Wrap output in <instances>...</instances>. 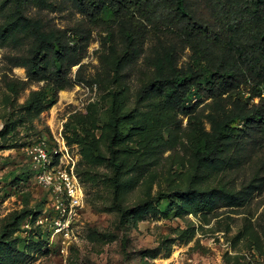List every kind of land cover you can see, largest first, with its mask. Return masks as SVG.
Listing matches in <instances>:
<instances>
[{"label": "rangeland", "instance_id": "374dc122", "mask_svg": "<svg viewBox=\"0 0 264 264\" xmlns=\"http://www.w3.org/2000/svg\"><path fill=\"white\" fill-rule=\"evenodd\" d=\"M5 1L2 11L14 3ZM58 6L25 12L59 27L80 16ZM96 38L89 78L102 70ZM9 52L0 47V264H264V171L213 172L203 157L214 140L208 123L163 105L142 60L119 50L107 83L76 84L40 108L53 86L28 80ZM40 140L65 145L76 162L83 204L68 234L56 230L53 194L27 155ZM222 188L244 203L231 206Z\"/></svg>", "mask_w": 264, "mask_h": 264}, {"label": "trees", "instance_id": "16d2710c", "mask_svg": "<svg viewBox=\"0 0 264 264\" xmlns=\"http://www.w3.org/2000/svg\"><path fill=\"white\" fill-rule=\"evenodd\" d=\"M28 4L80 16L59 27L39 11L26 13ZM4 5L0 47L10 48L7 62L24 68L28 80L53 86L48 105L37 107L53 105L59 91L76 84L107 83L112 56L125 50L156 76L151 87L163 105L208 123L214 140L203 157L213 172L264 171V0H14L2 11ZM95 35L102 70L89 78L84 60ZM187 50L190 61L181 63ZM221 190L231 206L244 203Z\"/></svg>", "mask_w": 264, "mask_h": 264}, {"label": "built area", "instance_id": "2783aa9c", "mask_svg": "<svg viewBox=\"0 0 264 264\" xmlns=\"http://www.w3.org/2000/svg\"><path fill=\"white\" fill-rule=\"evenodd\" d=\"M63 147L65 149L60 146L55 149L45 140H40L28 147L27 155L38 183L53 194L56 230L68 234L72 216L78 214L83 200L82 190L74 183L75 159L65 145Z\"/></svg>", "mask_w": 264, "mask_h": 264}]
</instances>
